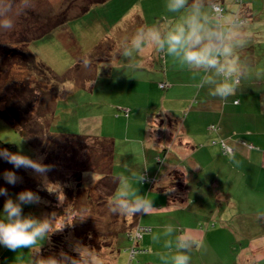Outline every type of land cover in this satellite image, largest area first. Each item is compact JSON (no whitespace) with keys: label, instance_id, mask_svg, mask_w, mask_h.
<instances>
[{"label":"crops","instance_id":"1","mask_svg":"<svg viewBox=\"0 0 264 264\" xmlns=\"http://www.w3.org/2000/svg\"><path fill=\"white\" fill-rule=\"evenodd\" d=\"M243 1L247 7V18H252L250 11L257 9V4H264V0ZM215 2L223 6L221 0ZM225 13L226 9L223 15ZM175 16H166L169 20L167 25L179 22ZM226 16H232V13ZM237 16L240 17V14ZM139 28H135L132 22L126 30ZM238 52L239 49L237 55ZM69 57L73 62L65 73L77 65L81 82L78 84L76 80L72 83L71 88L76 91L69 89L72 92L66 93V99L72 97L68 101L76 99L79 91H90L86 93L90 95L92 104L117 103L126 107L114 106L108 110L109 133L102 137L113 143L112 174L117 179L125 176L123 165L127 170H135V178L132 176L135 187H139L143 196L152 200L156 208L149 215L140 213L141 227L151 228L150 232L143 234L142 246H138L145 264H165L161 255L168 250L164 247L167 237L163 236V232L169 223L176 227L175 236L187 235L198 242L199 247L194 246L189 253L190 264H264V219L258 218V212H264V132L246 130L241 134L234 130L245 113L241 107L244 102L242 94L251 84L245 86L239 79L235 93L226 102L222 101L209 95L208 86L197 87V75L203 73H193L172 57L157 52L154 47L145 46L142 53L133 52L127 58L119 55L117 60L115 56L111 58L106 54L98 59L92 56L88 68H81V62L79 65L74 56ZM61 66L64 68V64ZM100 73L111 74V79L115 73H125L127 82L123 77L121 81L111 82L110 90L106 85L98 89ZM139 73L147 74L145 85L148 89H169L173 98L182 99L176 107L180 111L184 109L183 114L185 111L187 114L180 112L182 118H176V112L151 117L148 112L151 109L141 107L140 98L136 99L133 95L136 89L132 82H128V74L135 78ZM85 74L93 80L88 81ZM160 84L165 87L161 88ZM190 89L200 90L197 101L201 110L190 111L191 97L187 96V92L181 93L185 98L173 93L174 90L180 93ZM133 103L146 109L145 113H140ZM136 112L145 121L139 136V127L130 132L131 125L128 124L138 119L134 118ZM197 114L207 121L200 128L197 125L201 121L195 119ZM102 115L81 118L77 124L80 134L70 132L65 135L101 136L105 121L104 118L99 124ZM151 122L153 126L149 129ZM119 127H124L127 133L123 139H119L114 132L110 133ZM210 139H213L212 146L206 145ZM223 144L232 153H225ZM175 174L180 177L179 180L173 179ZM141 175L145 181L139 182ZM154 234L160 235L159 241L153 240ZM221 250L223 257H220Z\"/></svg>","mask_w":264,"mask_h":264},{"label":"rangeland","instance_id":"2","mask_svg":"<svg viewBox=\"0 0 264 264\" xmlns=\"http://www.w3.org/2000/svg\"><path fill=\"white\" fill-rule=\"evenodd\" d=\"M95 1L96 0H30L31 6L23 8L21 7V0H9L12 5L10 16L14 20V27L8 31L0 30V49L3 46H8L10 44L13 45V47L20 46L22 43H26L28 41L29 43L27 44V48L35 56L38 68H35V71L27 69L18 64L12 66L9 76H0V90H2V88L6 85L11 86L13 83H15L13 82L14 80L16 82H31V87L37 86L39 83L41 88H48V90L44 91L43 93H38L36 91L40 99L37 98L36 93H34L36 101L33 107L37 103L38 104L36 105L35 110H33L31 117H35L38 122L41 123V127L38 126L37 128H34L36 133H39L41 136H46L47 128H49L52 134L57 135L68 134L70 132L74 134H80L77 130V124L79 123V120L84 117L95 116L96 114H103L100 118L101 121H99L100 125L102 120L105 118V121L103 122V134L100 133L101 136L98 137L101 138L102 136L108 134V110L114 106L116 108L126 107H122L123 104L117 103L104 104L96 102L94 105L92 104V100H90V95L87 94L90 93V91H86L87 93L85 91H79L77 93L76 99L72 98L71 101H68L72 96L67 100L65 96L66 93H71L72 91L70 90L76 91V89L71 88L73 86L72 83L76 82V80L79 81L78 84L81 82L80 75L78 71H76V67H78L77 65L76 67H71V70L65 73V70H67L71 62H73L69 56H74L75 62L78 61L77 64L79 65H81L80 62L82 63L83 58H88L89 56V60L93 58L92 56H94L95 59H98L99 57H103L105 54L111 58H113V56L116 58L121 55L120 53L123 50V46L127 43L126 41L131 40L132 36L134 37L138 30H126V28H129V25L132 22H134L135 28H139L157 23L167 24L169 23V20L166 18V16L176 15L175 17L179 18L181 15L179 13H169L166 9V0H108L103 4L94 3ZM221 3L226 9V13L224 15H229L232 13V16H235V14L237 16L240 14L241 19L246 21L249 20L248 24L246 25V31L248 33L247 44L245 47L239 49L238 55H240L239 62L245 70V74L241 76L240 80L245 86L248 83L251 85L246 89V91H244V94H242V96H244V102L242 103L241 107L245 113L241 117L238 125L234 127V130L241 134L246 130L253 131L254 133H263L264 4H257V9L250 11L252 18H247V7L245 6L243 0H221ZM86 7H88V11L83 13L85 12L84 9ZM61 19H69L70 21L66 23V25H60L61 27L57 26L51 32L47 31L57 22H61ZM46 31L47 35L45 36L44 32ZM41 34H43V37ZM63 56L64 58H62ZM117 59L119 58H116V60ZM61 64H64V68L61 66ZM38 69H43L45 73H40L38 75ZM113 75L114 77L111 79V74H98V89L103 88V86L106 85V87L110 90L112 85L111 82L121 81L123 77L127 82L125 73H115ZM146 75V73H139V75H136V77L133 78L132 75L128 74V82H132L134 90L136 89L133 95L136 99L140 98L141 107H147L151 109L148 111L151 117H156L160 113L176 112L178 115L175 117L182 118V116H180V112L183 114L184 109L180 111L179 107H176L182 99L177 100L173 98L172 92H169V89L159 91L148 89L145 85L147 81ZM84 76H87L88 81L93 80V78L91 79L90 75L88 74H85ZM199 76L200 78L198 79ZM201 76L202 75H197V82H200ZM159 82L161 81H158V83ZM199 91L198 89H195L194 91L190 89L177 93L174 90L173 93L180 94L181 98H185V96L181 93L187 92V96L191 97L189 102L191 111L202 109L199 101H197ZM139 104L135 105L133 103V106L139 109L140 113H145L146 109L139 107ZM3 108L4 106L0 107V109ZM185 114H187V111H185L183 115ZM139 115L140 114L136 112L134 118H137ZM200 116L201 114H197L195 118L196 120L201 121L197 125L198 128H200L206 121L205 118ZM144 122L145 121L143 118L141 119V117H138L136 121L128 123L131 125L129 128L130 132L139 127V136V133L144 129ZM152 126L153 125L151 122L149 124V129H152ZM112 132H114V134H116L119 139L125 138L127 134L124 130V127H119L113 131H110V133ZM130 136L131 134L129 133V137ZM33 138V145L35 149H32L28 146L21 132L16 130L15 127L6 120L0 118V142L7 146L6 149L12 153H20L32 158L33 160L43 163L44 158L40 153V150L42 149L41 147L43 146V141L38 137L36 138L35 135ZM50 140L51 139H48V141ZM212 140L213 139H210L206 145L212 146ZM55 142H58V144ZM51 143V148L55 149V154H53V157L56 158L58 164L62 159L61 161L63 164L61 166L63 168L65 167L63 169L60 166L59 170L55 174V177H59V175L63 173L70 174L72 169H69L68 167L74 166V161L76 160L79 162V169L87 168L92 164L94 170L97 171V153H93L91 151L86 152L84 147L87 145H94V147L99 148V161H101L104 165L108 163L107 158L105 156L103 157V152H107L106 145L102 144L101 141H98L95 135L87 136L83 141L61 138L56 141L52 140ZM200 144L202 145V143ZM118 145L119 142H117V146ZM45 149L46 147L43 148V150ZM101 149H104V151L101 152ZM214 150L216 151V149ZM66 163H69V166H66ZM23 170H25V172H27L28 175L32 177L31 180L33 184L35 183V185H37L39 182H45V177L38 175L32 169L23 168ZM5 171L16 172L17 176L22 178L20 182L26 183L27 180L22 174L21 169H15L12 164L7 163L2 158H0V187L7 188L8 191L10 190V184H8L3 179V173ZM96 171L85 172L83 174V189L91 188L99 179ZM122 172H124V175L129 178V183L133 185L132 187L138 189L139 194L143 196L139 187H135L132 181L133 173H136L135 170H127L126 166L123 165ZM94 173L95 179L93 180ZM133 178L135 177L133 176ZM46 183L49 184V190L50 185L52 190L57 189V186L50 182L47 176ZM111 184L112 182L103 184V191L107 192V189L109 190ZM26 185H28V183H26ZM113 196L114 195L110 197ZM10 197L12 199H16V196L14 195H10ZM110 197L107 198V201H109ZM8 198L9 197H7V199ZM96 198L99 197L96 196ZM48 202L49 199L46 197L44 200L41 199V203L39 204L24 205L23 214L26 216L32 215L38 219H44L45 217L51 218L53 213L45 208V205ZM108 208L109 207L103 206V208L99 210L101 213L94 211L78 213L79 222H76L75 226L80 231V235H78L82 239L86 236L87 232L90 233V236H88V242L86 243L89 245L92 241H94L96 234L102 236L105 234L106 239L104 242L106 244L103 245L101 251L97 249L94 251H96L100 256H103L104 259L110 260V258L107 256L108 253H110V249L112 252H114L116 249L115 247L113 248L114 241H109L108 235L112 236L113 232L122 229L117 226V223L119 224L124 217L131 221L132 216L113 214ZM102 213H104V218L100 219L99 215ZM201 214L210 215V213ZM54 215L57 218L53 229L55 232L58 229H65V227H68L65 225V223L71 224L70 213H65V215L68 217V220L61 219V215H59V217L55 213ZM0 219H4L3 207L0 210ZM198 220H200V218H198ZM144 221L150 220L145 219ZM141 222L142 221L140 219L139 225L143 226ZM87 227H89V231L86 230ZM67 230H69L68 235L72 236L70 232L71 228H66V231ZM76 233H78V231ZM48 240L49 238L47 240L38 241L31 250L24 248L17 250L16 252L0 246V263L30 264L31 258L35 259L37 257H41L43 248L48 243ZM83 240L79 241L75 238H69L68 242L70 245L73 242H76L75 244H81ZM139 245L142 246V241L139 242ZM72 247L73 245L70 246V248L73 250L74 248ZM219 253L220 257H223V251L221 250ZM113 261V264H116V261L117 264H145L146 262V260L143 259L141 252H138L136 255L131 257V254L128 251H122Z\"/></svg>","mask_w":264,"mask_h":264},{"label":"clouds","instance_id":"3","mask_svg":"<svg viewBox=\"0 0 264 264\" xmlns=\"http://www.w3.org/2000/svg\"><path fill=\"white\" fill-rule=\"evenodd\" d=\"M30 6V0H21V7ZM166 9L169 13L181 14L179 22L171 26H142L123 46L120 54L127 58L133 52L142 53L145 46L154 47L157 52L172 57L193 73H203L197 87L208 86L210 96L226 102L235 93L239 79L245 74L237 50L247 44V21L239 16L223 15L215 0H166ZM11 10L9 0H0V30L8 31L14 27ZM89 65V59L83 58L82 67L88 68ZM0 158L15 169H32L45 177L47 187L46 173L51 166L7 149H0ZM3 179L13 186L22 180L14 171H5ZM118 179L119 188L108 201L111 213L135 216L141 212L149 215L156 210L152 200L140 195L139 190L131 186L128 177L122 175ZM143 179L141 175L139 182ZM0 196L9 197L3 206L4 219H0V246L14 252L24 248L31 250L38 241L47 240L55 232L53 229L57 218L54 213L51 218L44 219L23 214L24 205L41 203L37 193L25 190L12 199L8 189L0 187ZM258 218L264 219V212H258ZM175 232V225L169 223L165 226L163 236L167 239L164 247L168 252L162 254L161 259L165 264H190L189 253L194 246L199 247L198 242L187 235L175 236ZM152 238L159 241L160 235L154 234ZM73 250L78 254V259L61 252L60 258H31L30 264H105V259L87 246L77 244Z\"/></svg>","mask_w":264,"mask_h":264},{"label":"trees","instance_id":"4","mask_svg":"<svg viewBox=\"0 0 264 264\" xmlns=\"http://www.w3.org/2000/svg\"><path fill=\"white\" fill-rule=\"evenodd\" d=\"M108 0H96L94 3H105ZM86 13L88 11V7L84 9ZM77 18V17H76ZM75 19V18H73ZM61 19V22H57L54 24L53 27L49 28L47 31L51 32L54 30L57 26L66 25L70 20L68 19ZM72 20V19H71ZM60 26V27H61ZM46 32H44L45 36L47 35ZM43 37V34H41ZM40 35V38H41ZM22 43L20 46H14L8 45L3 46L0 49V76H9L10 71L12 69V66L14 65H22L23 67L35 70L37 67L36 64V58L35 56L28 50L27 44ZM13 61V63H12ZM36 71V70H35ZM39 71V72H38ZM38 75L44 74L45 71L43 69L37 70ZM11 86L6 85L0 90V107L4 106L3 109H0V118L3 120H6L8 123L13 125L16 130L21 132L28 144V146L32 149H35L34 142H33V136L35 135L36 138L38 137L43 141L42 149L40 150V153L43 155L44 161L43 164L51 166L50 170L46 173V176L52 182L57 186V189L52 190L50 185L49 188L45 186V182H39V184L35 185L32 182V177L28 175L23 168H21L22 174L26 178V183L19 182L15 186L10 185V190L8 191L9 196L14 195L17 196L18 193L25 191V190H31L35 193H37L41 199H45L46 197L49 199V202L45 205V208L50 211L51 213H55L58 217L61 215V219L68 220V217L65 215V213H70L71 218V224L65 223L66 226L62 229H58V231L53 232L48 240V243L43 248V253L41 257L47 258L49 256H55L57 258H60L61 252L66 253L68 256L79 258L78 254L70 248V246L73 245L72 248H75L77 244L74 242L70 245L68 242L69 238H75L79 241L83 240L81 242V245L87 246L90 249L93 250H102V247L104 244H106L104 241L106 239V235L104 234L95 235L94 241H92L89 244H86L88 242V236H90V233L87 232L86 236L82 239L80 238V231L75 226L76 222H79V215L78 213H85V212H99L101 208L108 207V201L107 198L114 195L118 189V179L116 176L112 174L111 166L113 161V143L108 138H100L96 136V139L98 141H101L102 144L106 145L107 152H103V157L105 156L108 160V163L105 165L99 161L100 160V150L97 147H94V145H87L84 147V150L91 151L97 153L96 159H98V169L97 171L94 170L92 167L93 165L79 169V162L76 160L74 161V166H69V163H66V166H69V169H72L70 174H60L59 177H55L56 172L59 170V167L63 164V162L60 160L59 164L56 161V158L53 157V154H55V149L51 148L52 143L51 141H56L61 138L71 139V140H84V136H77V135H57L52 134L47 128V134L46 136H41L39 133H36L34 128H37L38 126L41 127V123L38 122V120L35 117H31V114L33 110H35L36 104H35V95L36 91L38 93H43L44 91L48 90V88H41L40 84L38 83L37 86L31 87V82L24 81V82H16L13 81ZM39 88V89H37ZM36 97L40 99L39 95L36 93ZM48 139H51L48 141ZM58 144V142H55ZM6 145L2 144L0 142V149H6ZM46 147L45 150L43 148ZM80 147V146H79ZM81 148V147H80ZM224 150V149H223ZM104 151V149H101V152ZM225 152V151H224ZM226 153V152H225ZM62 167V166H61ZM63 168V167H62ZM65 168V167H64ZM63 168V169H64ZM90 171H96L99 179L96 181V183L89 189H83L82 188V177L85 172ZM65 172V171H64ZM174 180H179L180 177L175 174L173 176ZM31 180V181H30ZM104 180V181H103ZM108 182H112L109 190L107 189V192L103 191L104 185ZM49 190V191H48ZM83 192V193H82ZM86 192V193H84ZM83 194V196H82ZM85 194V196H84ZM99 197V198H96ZM44 197V198H43ZM7 200V197H0V210L4 206L5 201ZM109 209V208H108ZM100 219L104 218V213L99 215ZM139 219H140V213L132 216V220L129 221L125 217L117 226H119V231L113 232L112 236L108 235V239L114 241L113 248L115 247V251L112 252L110 249V253H108V257L110 260L105 259V264H113V260L116 259L118 254H120L122 251H128L131 254V257L136 255V253L141 252L140 249H138L139 242L142 241L143 234L145 232H150L151 228L148 227H141L139 225ZM111 220V219H110ZM109 220V221H110ZM63 222V221H62ZM69 223V222H68ZM64 224V223H63ZM136 224V225H135ZM66 228H71L70 232L72 236L68 235L69 230L66 231ZM82 229V228H81ZM89 231V227L86 229ZM78 231V233H76ZM83 231V230H81ZM137 233L141 235L140 238H137ZM79 234V235H78ZM102 243H101V240ZM108 241V242H109ZM128 242V243H127ZM111 245V243H110ZM112 246V245H111ZM110 247V246H109ZM103 257V256H102ZM1 264V263H0ZM117 264V261H116Z\"/></svg>","mask_w":264,"mask_h":264},{"label":"built area","instance_id":"5","mask_svg":"<svg viewBox=\"0 0 264 264\" xmlns=\"http://www.w3.org/2000/svg\"><path fill=\"white\" fill-rule=\"evenodd\" d=\"M219 6L221 7L222 14H223L225 12V8L222 5H220V4H219ZM160 87L164 88L165 85L164 84H160ZM236 103H238V101ZM250 147H252V145H250ZM223 149H224V151L226 153H232V150L228 146H226L225 144H223ZM140 237H141V235L137 233V238H140Z\"/></svg>","mask_w":264,"mask_h":264}]
</instances>
